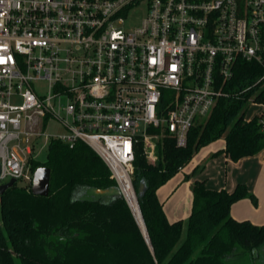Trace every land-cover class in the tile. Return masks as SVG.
<instances>
[{
    "label": "built area",
    "instance_id": "1",
    "mask_svg": "<svg viewBox=\"0 0 264 264\" xmlns=\"http://www.w3.org/2000/svg\"><path fill=\"white\" fill-rule=\"evenodd\" d=\"M240 64L263 71L243 92L264 131V0H0V184L32 186L35 140L80 142L130 205L139 152L186 148Z\"/></svg>",
    "mask_w": 264,
    "mask_h": 264
},
{
    "label": "trees",
    "instance_id": "2",
    "mask_svg": "<svg viewBox=\"0 0 264 264\" xmlns=\"http://www.w3.org/2000/svg\"><path fill=\"white\" fill-rule=\"evenodd\" d=\"M262 73L254 64H240L226 84L227 95L191 130L186 148L165 139L156 164L141 152L137 155L133 185L151 246L121 194L108 201L80 197L82 190L118 189L103 160L84 143L70 148L51 140L48 161L30 163L33 173L39 167L51 170L49 196H36L31 186L16 185L0 196V264H229L237 247L253 260L260 258L264 225L231 215L234 204L245 199L257 202L247 186L218 191L195 180L191 215L174 223L167 219L157 192L201 149L218 140L224 139L225 148L213 158L224 154L238 162L264 151L259 120L247 119L248 100L258 88L243 92ZM257 101H264V91ZM203 170L204 166L195 168L186 181Z\"/></svg>",
    "mask_w": 264,
    "mask_h": 264
},
{
    "label": "crops",
    "instance_id": "3",
    "mask_svg": "<svg viewBox=\"0 0 264 264\" xmlns=\"http://www.w3.org/2000/svg\"><path fill=\"white\" fill-rule=\"evenodd\" d=\"M224 148L225 143L221 150ZM220 157L209 161L207 165H203V162L196 164L193 169L204 166V170L187 181L186 184L178 183L172 193H169V190H164L168 186L167 184L158 190L159 201L163 204L167 219L171 223L180 220L187 221L190 217L193 206L192 183L195 180L205 181L210 189L218 191L225 189L229 192H233L238 185L242 184L247 188L249 186L256 195H264V187L259 189L261 191H257L259 183L264 184V151L257 156L247 157L238 162H233L224 154ZM249 201L250 199H245L234 204L231 209L232 217L238 221L248 220L258 226L264 225L262 210H253Z\"/></svg>",
    "mask_w": 264,
    "mask_h": 264
},
{
    "label": "rangeland",
    "instance_id": "4",
    "mask_svg": "<svg viewBox=\"0 0 264 264\" xmlns=\"http://www.w3.org/2000/svg\"><path fill=\"white\" fill-rule=\"evenodd\" d=\"M144 18V15L141 14L140 12L134 16L133 18V23H129L128 27H133L134 25H137L138 23L135 21H141ZM37 92L40 93H46L48 92V85L45 82H41L37 84L36 86ZM257 112V108H251L248 112V118H252ZM45 133L46 135L49 136H61L66 133V130L64 127L57 121L55 120H50L47 122L46 127H45ZM32 140L29 141L30 144H32ZM37 143L36 149L34 151L33 155V161L39 164H45L48 161V156H49V141L46 140V138H41L38 141L35 140ZM224 139L218 140L215 143H212L211 145L204 147L199 151V153L196 155L195 160L192 162V164L185 170L177 174L174 178H172L168 183H166L168 186L165 187L164 190H169V193H172L175 189L176 186L179 184H186V176L191 175L193 172V168L195 167L196 164H201L203 162V165L209 164V161L213 160V155L219 152L222 147H224ZM221 156V155H220ZM217 156V157H220ZM215 157V158H217ZM221 158V157H220ZM219 160V159H218ZM151 164V163H150ZM156 164V163H155ZM202 166H199L200 168ZM38 169V168H37ZM180 181V182H179ZM195 181H193L194 183ZM192 183V184H193ZM165 184V185H166ZM164 185V186H165ZM17 187H30L28 185V181L22 180L18 181L16 183ZM163 187V186H162ZM161 187V188H162ZM264 187V184L262 182L259 183V186L257 188V191H261L259 189H262ZM160 188V189H161ZM213 190V189H212ZM223 190V189H222ZM248 190L256 197L257 202H253L250 200V204L253 208V210H262V214L264 215V195L260 194V196L254 194L250 187L248 186ZM86 192H88L86 194ZM168 193V195H169ZM86 194V195H85ZM80 197L84 199H93V200H102V201H108L111 199L109 194L106 195H99L98 192H93L92 190H82L80 193ZM141 230V229H140ZM142 232V231H141ZM21 264V263H19ZM229 264H264V249L260 253V258L257 260H253L250 254L245 253L240 247H237L236 249V255L233 256Z\"/></svg>",
    "mask_w": 264,
    "mask_h": 264
},
{
    "label": "water",
    "instance_id": "5",
    "mask_svg": "<svg viewBox=\"0 0 264 264\" xmlns=\"http://www.w3.org/2000/svg\"><path fill=\"white\" fill-rule=\"evenodd\" d=\"M50 182H51V170L47 167H39L33 174V181H32V186H31V191L34 195L36 196H42V197H48L50 194ZM16 180L12 179L6 184H0V196H3L6 191L11 189L16 185ZM92 190L93 192H98L99 195H106V194H111L110 197L117 196L120 194L119 189H114V190H93V189H88L87 191ZM144 191V185H141L139 188V192L143 193ZM88 192H86L87 194ZM85 194V195H86ZM138 226L140 227L146 242L148 243L149 246H151V242L147 233V228L144 222V228L140 226L138 223L133 210L130 205H128ZM143 218V217H142ZM15 255V253H13Z\"/></svg>",
    "mask_w": 264,
    "mask_h": 264
},
{
    "label": "bare ground",
    "instance_id": "6",
    "mask_svg": "<svg viewBox=\"0 0 264 264\" xmlns=\"http://www.w3.org/2000/svg\"><path fill=\"white\" fill-rule=\"evenodd\" d=\"M127 200L133 210V213L138 221V223L140 224V226L142 228H144V222H143V218H142V214L139 208V205L137 203V197L134 193H129L127 196Z\"/></svg>",
    "mask_w": 264,
    "mask_h": 264
}]
</instances>
